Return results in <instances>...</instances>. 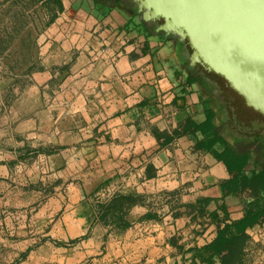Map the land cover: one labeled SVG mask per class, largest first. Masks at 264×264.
I'll use <instances>...</instances> for the list:
<instances>
[{
  "label": "crops",
  "instance_id": "obj_1",
  "mask_svg": "<svg viewBox=\"0 0 264 264\" xmlns=\"http://www.w3.org/2000/svg\"><path fill=\"white\" fill-rule=\"evenodd\" d=\"M37 1L0 54V264H220L264 211L262 115L133 0ZM246 234L235 264H264Z\"/></svg>",
  "mask_w": 264,
  "mask_h": 264
},
{
  "label": "water",
  "instance_id": "obj_2",
  "mask_svg": "<svg viewBox=\"0 0 264 264\" xmlns=\"http://www.w3.org/2000/svg\"><path fill=\"white\" fill-rule=\"evenodd\" d=\"M193 64L222 77L264 117V0H133Z\"/></svg>",
  "mask_w": 264,
  "mask_h": 264
},
{
  "label": "trees",
  "instance_id": "obj_3",
  "mask_svg": "<svg viewBox=\"0 0 264 264\" xmlns=\"http://www.w3.org/2000/svg\"><path fill=\"white\" fill-rule=\"evenodd\" d=\"M22 3L23 4L26 3V5L27 6L29 5L30 7V6H34L35 4H37L38 1L28 0L26 2L25 0H21L19 3L13 2L11 7H7L8 14L5 11V15L7 16L10 13H12L11 10L14 8V6L20 5V7H22L21 6ZM19 8H16V10ZM18 17H19L18 13H15V15H13V19L15 21L18 19ZM12 24L14 28L18 27L19 25L13 21H12ZM23 25L24 23L19 25V27H22ZM6 32H7V38L3 37L4 34L3 35L0 34V45H2V43H8V45L5 47V48H8L11 45L10 43L13 42V40L15 39V35L10 34L7 29H6ZM6 40L7 42H5ZM5 48L0 47V54L3 53V49ZM246 187H249V186H246ZM260 188H263V185L258 184V187L255 186L254 191L255 190L258 191V189ZM130 203H131V200L127 197L122 198L120 202L121 207L125 205H130ZM262 222H264V211H262V213H259V212L247 213L245 218L242 219L241 221L234 222L232 224H226L223 229L219 230V233L216 239L207 246V250L217 256V259L220 264H235L237 261L241 260L240 249L244 241L248 238L246 234V228L253 227L254 225L260 224ZM234 230H236L237 232L236 235L234 234Z\"/></svg>",
  "mask_w": 264,
  "mask_h": 264
},
{
  "label": "rangeland",
  "instance_id": "obj_4",
  "mask_svg": "<svg viewBox=\"0 0 264 264\" xmlns=\"http://www.w3.org/2000/svg\"><path fill=\"white\" fill-rule=\"evenodd\" d=\"M21 6L22 7H20L19 9H17L16 10V8H15V6H14V8L11 10V12H12V14L13 15H15V13H18V19L15 21L14 19H13V15L12 16H9L10 17V19H8V18H3L2 20H0V31H1V33L0 34H4L3 35V37H5V38H7V32H6V27H8V25H10V24H12V21L13 22H15V23H17V24H19V25H21L22 23H25V21H26V19H27V17H28V15H27V13L26 12H28V11H30V10H32L33 8H34V6H30L29 7V5L27 6L26 5V3H22L21 4ZM5 11L7 12V14H8V8H5ZM8 16V15H7ZM31 16V15H30ZM27 21H28V19H27ZM18 25V26H19ZM23 27V26H22ZM5 42H7V40L5 41ZM8 45V43H2V45H0V47H2V48H5L6 46ZM5 50H7V48H5V49H3V52L5 51ZM11 71H12V69H13V67H8Z\"/></svg>",
  "mask_w": 264,
  "mask_h": 264
},
{
  "label": "flooded vegetation",
  "instance_id": "obj_5",
  "mask_svg": "<svg viewBox=\"0 0 264 264\" xmlns=\"http://www.w3.org/2000/svg\"><path fill=\"white\" fill-rule=\"evenodd\" d=\"M220 77V76H219ZM223 79V78H222ZM225 81V80H224ZM230 88V87H229ZM230 91H232L235 95H236V100L234 99L233 100V104H237L238 105V107L237 108H240L241 106L242 107H245V100L238 94V93H236L233 89H231ZM249 109H251V110H253V108H249ZM255 110V109H254ZM259 115H261L260 113H259ZM263 117V116H262ZM264 118V117H263Z\"/></svg>",
  "mask_w": 264,
  "mask_h": 264
}]
</instances>
